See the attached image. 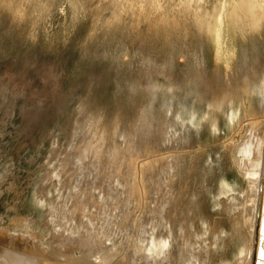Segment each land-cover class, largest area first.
<instances>
[{"label": "rangeland", "instance_id": "374dc122", "mask_svg": "<svg viewBox=\"0 0 264 264\" xmlns=\"http://www.w3.org/2000/svg\"><path fill=\"white\" fill-rule=\"evenodd\" d=\"M263 83L264 0H0V235L49 251L57 228L49 210L63 193V159L79 130L87 141L80 146L103 149L105 161L151 107L158 119L176 118V141L167 136L128 158L124 181L111 184L122 194L106 255L86 264H135L126 256L142 250L136 234L155 209L158 179L176 181L177 214L191 197L188 213L224 231L219 246L206 234L203 252L214 257L206 264H241V230L216 201L223 181L251 192L253 177L239 174L228 147L242 137L243 121L264 119L239 99ZM235 111L240 128L229 124ZM173 232L159 239L166 246L158 264L177 251Z\"/></svg>", "mask_w": 264, "mask_h": 264}, {"label": "bare ground", "instance_id": "6f19581e", "mask_svg": "<svg viewBox=\"0 0 264 264\" xmlns=\"http://www.w3.org/2000/svg\"><path fill=\"white\" fill-rule=\"evenodd\" d=\"M239 99L247 103L249 107H254L256 115L261 114L260 112L264 110V83L253 88L248 85L243 92L239 91ZM150 108L146 107L140 110L139 117L134 119L133 132L129 130L132 132L130 135L126 136L129 134L127 133L125 137L121 136V141H117L118 148L109 149L110 153L108 152L105 161H102L101 158L103 149L98 151L95 147L84 146L87 143V141L85 142L86 134L79 130L80 132L76 137L74 136L73 142L71 141L69 152L63 159V175L62 180L60 179L63 193L59 195V201H55L49 210V217L56 220L57 228H53L56 232H53L49 242L48 253L41 251L32 242L28 241L25 244L19 238H9L3 234L0 235V264H86L89 263L90 258L97 255L101 257L102 254H105L107 247L105 243L104 246L103 241L110 238L112 226L119 220L120 214L113 213V209H117L122 194L118 186L111 187V184L124 181L128 158L136 157L137 154L143 156L140 153L149 151L151 146L156 143H162L167 136L170 139V135H172V140H175L173 128L177 123L176 118L172 115L168 121L165 116L161 117L163 120L158 119L150 113ZM228 120L230 125L237 128H240L243 122L246 124L241 129L243 132L239 142L229 146L228 149L231 154L230 158L233 159L239 174L248 179L253 177V179L248 182L251 192H247L248 190L236 192L231 186L225 184V181L219 184L221 185L217 194L219 198L216 201L220 206L219 214L227 221L233 222L234 226L241 230L239 244H242L245 248L244 251L248 252L241 264H264V119L253 117L242 122L243 119L235 111ZM215 128L216 124L212 122V132ZM81 142H84V148L80 146ZM169 157L173 156L169 154ZM174 162L173 159L168 163L170 168L173 167ZM129 165L131 164L129 163ZM175 183V180H168L166 183V180L158 179L154 186V192L158 193L156 196L159 195L156 198L155 209L152 213L150 212L149 219L140 224L138 234H136L138 235L137 239H140L142 250L135 255H132L133 251H130V254L126 256V263L158 264L159 253L166 246L159 239L168 240L172 230H174L173 233L177 240V251L170 256L165 255L169 258L164 261V264H206L207 261L214 260L209 248L203 252L204 238L209 232L215 245L219 246L224 241V231L219 230L220 227L212 228L205 220L198 219L196 215L188 213L189 208L193 205L191 197L185 200L181 205V211L177 214L174 199L177 198L178 191L176 192ZM50 185L54 186V183L47 184L44 188L40 187V196H45V189ZM58 188L60 189V186ZM95 191L97 194L94 193ZM58 192L60 194L59 190ZM98 193L102 194L101 199L97 197ZM249 204L252 206L247 207ZM91 207L96 210L94 213L88 212ZM94 218L99 222L97 224L100 225V228L94 226V223L90 221ZM198 223L203 227L197 228ZM75 224L78 230L76 236L73 237L70 232L72 231L71 227ZM258 226L260 230L257 233ZM250 230L252 231L250 232ZM134 239L136 240L135 237ZM145 239L148 241L151 239V242L146 245ZM207 247L209 246L206 245ZM77 254L82 258L70 259L75 258ZM224 261H217L215 264H229Z\"/></svg>", "mask_w": 264, "mask_h": 264}]
</instances>
